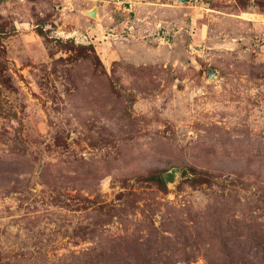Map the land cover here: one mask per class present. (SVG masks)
Returning a JSON list of instances; mask_svg holds the SVG:
<instances>
[{
	"label": "rangeland",
	"instance_id": "374dc122",
	"mask_svg": "<svg viewBox=\"0 0 264 264\" xmlns=\"http://www.w3.org/2000/svg\"><path fill=\"white\" fill-rule=\"evenodd\" d=\"M0 31V264H264V0H0Z\"/></svg>",
	"mask_w": 264,
	"mask_h": 264
},
{
	"label": "trees",
	"instance_id": "16d2710c",
	"mask_svg": "<svg viewBox=\"0 0 264 264\" xmlns=\"http://www.w3.org/2000/svg\"><path fill=\"white\" fill-rule=\"evenodd\" d=\"M2 33V31H0V34ZM149 178L156 180L159 183H164V179L162 175H151Z\"/></svg>",
	"mask_w": 264,
	"mask_h": 264
},
{
	"label": "water",
	"instance_id": "95a60500",
	"mask_svg": "<svg viewBox=\"0 0 264 264\" xmlns=\"http://www.w3.org/2000/svg\"><path fill=\"white\" fill-rule=\"evenodd\" d=\"M92 14H93V15H96V12L93 11ZM213 71H214V69H211V70H210V74H213ZM171 176H172V175H171V173H169V172H166V173L163 174V177H164V179H166V180H167V179H170V178L172 179Z\"/></svg>",
	"mask_w": 264,
	"mask_h": 264
}]
</instances>
